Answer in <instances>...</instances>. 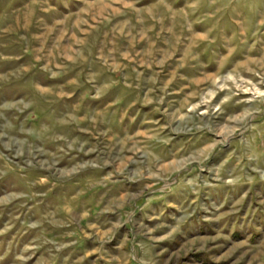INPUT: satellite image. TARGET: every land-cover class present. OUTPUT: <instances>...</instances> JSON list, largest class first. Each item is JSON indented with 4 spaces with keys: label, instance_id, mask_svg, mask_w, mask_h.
Masks as SVG:
<instances>
[{
    "label": "rangeland",
    "instance_id": "1",
    "mask_svg": "<svg viewBox=\"0 0 264 264\" xmlns=\"http://www.w3.org/2000/svg\"><path fill=\"white\" fill-rule=\"evenodd\" d=\"M0 264H264V0H0Z\"/></svg>",
    "mask_w": 264,
    "mask_h": 264
}]
</instances>
